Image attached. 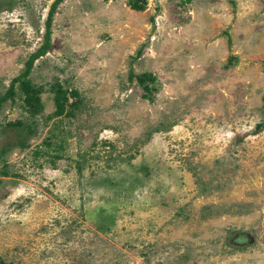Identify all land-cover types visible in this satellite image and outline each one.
Returning <instances> with one entry per match:
<instances>
[{
	"label": "rangeland",
	"instance_id": "1",
	"mask_svg": "<svg viewBox=\"0 0 264 264\" xmlns=\"http://www.w3.org/2000/svg\"><path fill=\"white\" fill-rule=\"evenodd\" d=\"M54 2L0 0V96ZM51 31L25 149L0 106V264H264V0H61Z\"/></svg>",
	"mask_w": 264,
	"mask_h": 264
},
{
	"label": "trees",
	"instance_id": "2",
	"mask_svg": "<svg viewBox=\"0 0 264 264\" xmlns=\"http://www.w3.org/2000/svg\"><path fill=\"white\" fill-rule=\"evenodd\" d=\"M183 4L188 3L190 0H181ZM61 0H55L51 5L46 20H45V33L43 36V42L41 46L32 54L29 55L28 59L25 62L24 68L19 73L18 76L14 77L11 81L5 92L0 96V106L7 102L8 100H13L16 96V85L18 86L19 92L22 95L21 107L25 113L29 116V121L17 120L14 122H8L5 127L15 130V145L23 150L28 145V140L31 136L35 135V118L39 116L43 111V105L41 103L40 94L41 88H36L32 85L29 75L33 67V63L40 57L44 56L49 49L51 48V35H52V20L54 12L57 8V5ZM148 0H127V6L134 11H144L147 7ZM136 79L138 86L144 91V98L148 99L154 87H150L148 82H155V78L150 73H143L141 75L129 74V80ZM51 91L54 94V106L55 110L53 115L58 117L62 115L71 116L73 110L78 106V99L76 91L64 89L59 82H55L52 85ZM69 94L75 98L74 102L68 103ZM262 114L264 115V92L262 96ZM264 128V118L261 122L256 124V131ZM7 148L2 147L0 149V161H2L3 156L6 154ZM2 176H7L8 172L6 167L1 170ZM1 182V181H0ZM6 264V263H1Z\"/></svg>",
	"mask_w": 264,
	"mask_h": 264
},
{
	"label": "flooded vegetation",
	"instance_id": "3",
	"mask_svg": "<svg viewBox=\"0 0 264 264\" xmlns=\"http://www.w3.org/2000/svg\"><path fill=\"white\" fill-rule=\"evenodd\" d=\"M235 238V239H234ZM233 239H232V241L234 242V243H236V244H242V242H243V240H245V238L247 239V237H245V236H243V235H235V237H234Z\"/></svg>",
	"mask_w": 264,
	"mask_h": 264
}]
</instances>
